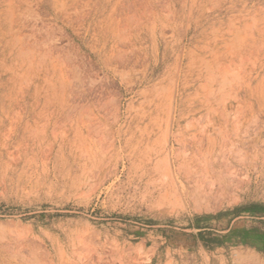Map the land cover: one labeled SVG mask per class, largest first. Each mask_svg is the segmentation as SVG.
I'll return each mask as SVG.
<instances>
[{"label":"rangeland","instance_id":"1","mask_svg":"<svg viewBox=\"0 0 264 264\" xmlns=\"http://www.w3.org/2000/svg\"><path fill=\"white\" fill-rule=\"evenodd\" d=\"M0 264H264V0H0Z\"/></svg>","mask_w":264,"mask_h":264}]
</instances>
